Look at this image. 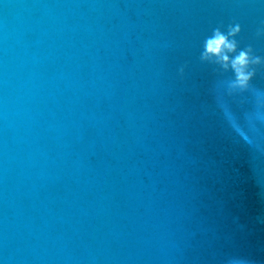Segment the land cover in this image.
Listing matches in <instances>:
<instances>
[{"label":"water","instance_id":"1","mask_svg":"<svg viewBox=\"0 0 264 264\" xmlns=\"http://www.w3.org/2000/svg\"><path fill=\"white\" fill-rule=\"evenodd\" d=\"M230 25L243 92L200 58ZM261 26L264 0H0V264H264Z\"/></svg>","mask_w":264,"mask_h":264},{"label":"clouds","instance_id":"2","mask_svg":"<svg viewBox=\"0 0 264 264\" xmlns=\"http://www.w3.org/2000/svg\"><path fill=\"white\" fill-rule=\"evenodd\" d=\"M238 32L239 27L231 25L227 31L213 29L205 38L200 58L218 65L223 72H231V78L226 81L228 89L243 92L249 89L255 71L253 65L261 63V59L253 54L251 46L237 50L238 42L234 37ZM257 35H264V26L257 29Z\"/></svg>","mask_w":264,"mask_h":264}]
</instances>
